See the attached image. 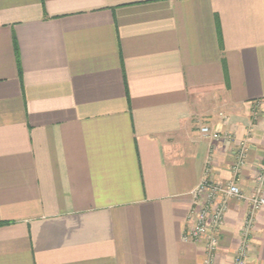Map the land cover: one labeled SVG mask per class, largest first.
Returning a JSON list of instances; mask_svg holds the SVG:
<instances>
[{
    "label": "crops",
    "instance_id": "0c3cea01",
    "mask_svg": "<svg viewBox=\"0 0 264 264\" xmlns=\"http://www.w3.org/2000/svg\"><path fill=\"white\" fill-rule=\"evenodd\" d=\"M211 155L217 183L254 192L264 0H0V264H204L183 235ZM248 213L228 199L216 264Z\"/></svg>",
    "mask_w": 264,
    "mask_h": 264
},
{
    "label": "built area",
    "instance_id": "2783aa9c",
    "mask_svg": "<svg viewBox=\"0 0 264 264\" xmlns=\"http://www.w3.org/2000/svg\"><path fill=\"white\" fill-rule=\"evenodd\" d=\"M201 131L206 138L218 140L227 137L232 140L235 139L232 134L219 133L212 130L208 125L202 126ZM248 150L246 140L238 142L236 164L233 169L235 173H238L246 163ZM212 166L213 157L211 155L207 159L204 176L194 191V206L188 214V219L192 224L184 233L183 239L196 243L203 242L206 251L204 264H216L218 234L224 225L228 199L235 197L247 201L249 213L242 227L243 241L233 258V264H247L255 215L258 211L264 209V164L260 167L256 176V188L251 194H246L234 180L226 185L217 183L212 177Z\"/></svg>",
    "mask_w": 264,
    "mask_h": 264
},
{
    "label": "trees",
    "instance_id": "16d2710c",
    "mask_svg": "<svg viewBox=\"0 0 264 264\" xmlns=\"http://www.w3.org/2000/svg\"><path fill=\"white\" fill-rule=\"evenodd\" d=\"M4 223H6V222L0 221V224H4Z\"/></svg>",
    "mask_w": 264,
    "mask_h": 264
}]
</instances>
